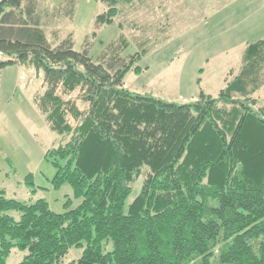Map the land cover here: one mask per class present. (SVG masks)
I'll use <instances>...</instances> for the list:
<instances>
[{"label":"trees","instance_id":"trees-1","mask_svg":"<svg viewBox=\"0 0 264 264\" xmlns=\"http://www.w3.org/2000/svg\"><path fill=\"white\" fill-rule=\"evenodd\" d=\"M96 1L107 6L99 29L120 5L146 0ZM76 3L57 9L73 19ZM57 40L39 0L0 2V73L13 65L43 72L45 91L34 100L51 130L70 136L45 155L56 168L52 184H70L82 199L72 208L69 198L58 213L44 198L26 203L0 189V264L15 248L26 251L18 264H64L73 247L83 254L67 264H264V39L247 45L217 96L201 89L185 104L124 87L147 53L123 57L125 35L98 60L76 50L72 34ZM77 90L86 109L63 97ZM26 183L34 186L33 174Z\"/></svg>","mask_w":264,"mask_h":264},{"label":"rangeland","instance_id":"rangeland-1","mask_svg":"<svg viewBox=\"0 0 264 264\" xmlns=\"http://www.w3.org/2000/svg\"><path fill=\"white\" fill-rule=\"evenodd\" d=\"M62 0H39L45 31L51 41L72 34L75 49H89L98 60L107 46L125 35L129 47L122 56L147 53L138 62L141 71L131 70L124 87L133 93L153 96L168 102L191 103L201 89L217 96L242 65L244 51L250 43L264 39V0H146L134 5H120L121 13L112 24L95 27V18L105 11V3L77 0L74 18L62 16L57 9ZM96 32L91 45L86 36ZM232 75V74H231ZM201 79L199 83L198 80ZM45 91L43 72L23 65L8 66L0 73V189L8 198L30 203L46 199L58 213L72 198L70 184L55 189L52 180L56 168L46 160L48 150L67 141L70 136L51 130L34 98ZM264 103V88L258 93ZM75 99L81 109L88 104L79 99V90L64 94ZM73 124L76 120L70 117ZM33 174L35 191L26 179ZM143 177L134 184L129 201L140 192ZM17 219L20 214L12 212ZM105 241V252L113 250ZM84 247H73L64 264L79 259ZM26 251L13 249L8 264L21 262Z\"/></svg>","mask_w":264,"mask_h":264},{"label":"built area","instance_id":"built-area-1","mask_svg":"<svg viewBox=\"0 0 264 264\" xmlns=\"http://www.w3.org/2000/svg\"><path fill=\"white\" fill-rule=\"evenodd\" d=\"M2 0H0V2H1Z\"/></svg>","mask_w":264,"mask_h":264}]
</instances>
